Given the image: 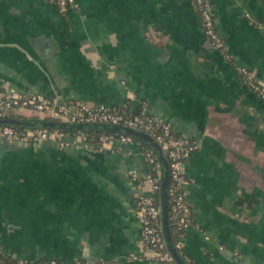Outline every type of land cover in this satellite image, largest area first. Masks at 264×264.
I'll use <instances>...</instances> for the list:
<instances>
[{"label": "crops", "instance_id": "1", "mask_svg": "<svg viewBox=\"0 0 264 264\" xmlns=\"http://www.w3.org/2000/svg\"><path fill=\"white\" fill-rule=\"evenodd\" d=\"M211 1L222 49L193 0H75L64 11L50 0H0V87L92 107L147 103L199 142L186 160L194 218L178 249L164 229V151L136 136L101 148L0 139L1 254L156 264L134 212L154 172L172 253L186 264H264V99L240 70L264 83V0Z\"/></svg>", "mask_w": 264, "mask_h": 264}, {"label": "built area", "instance_id": "2", "mask_svg": "<svg viewBox=\"0 0 264 264\" xmlns=\"http://www.w3.org/2000/svg\"><path fill=\"white\" fill-rule=\"evenodd\" d=\"M50 1L62 11L75 3V0ZM193 1H196L201 9L202 26L206 36L214 47L224 48V39L215 24V10L212 1ZM240 70L245 73L248 85L264 99V83L255 80L248 69L241 68ZM19 107L51 112L46 118L59 121L119 123L150 133L159 142L169 161V217L175 228V245L178 249H183L187 228L192 224L194 218L193 209L186 196L185 185L188 181L186 160L191 152L199 146L198 140L183 133H176L168 119L150 112L147 103H142L139 111H134L135 108L128 105L124 107L104 105L92 107L82 101L66 103L41 92L27 94L19 92L14 87H0V115H9V109ZM0 139L17 142L53 139L62 146L71 142H80L84 146L91 145L101 148L114 142H130L134 137L125 132H105L99 136L98 141L94 142L84 129L67 132L59 128L30 126L21 128L10 124H0ZM145 155L151 164L156 163L157 159L152 149L146 148ZM130 172L133 179L139 177L138 169L133 168ZM146 180L151 184L150 192H141L137 196L134 206L135 215L141 223L145 250L149 253V258L156 264H179L167 244L161 224V209L156 199L160 177L153 172L146 176ZM0 264H27V261L7 262L0 253ZM33 264L65 263L59 259L51 258Z\"/></svg>", "mask_w": 264, "mask_h": 264}, {"label": "water", "instance_id": "3", "mask_svg": "<svg viewBox=\"0 0 264 264\" xmlns=\"http://www.w3.org/2000/svg\"><path fill=\"white\" fill-rule=\"evenodd\" d=\"M0 124H10L15 126H30V127H51V128H59V129H73V130H79V129H85L87 127L95 128V129H103L105 131H112V132H120L124 131L128 134L134 135L150 145L156 147L159 151L163 152L160 144L158 141L155 140V138L148 133L145 130L138 129L132 126L119 124V123H109V122H68V121H58L51 118L46 117H19L15 115H0ZM168 172H169V162H168ZM169 180V174L166 176V179L163 182V192L162 197L166 199L167 197V190L166 186L168 184ZM162 213H163V220L165 223V231L168 236V241H170L169 238V206L167 204V201L162 204ZM176 259L180 264H186L183 259L178 255V253L174 250L173 251ZM74 264H120L118 262L115 263H109V262H101V263H74Z\"/></svg>", "mask_w": 264, "mask_h": 264}, {"label": "trees", "instance_id": "4", "mask_svg": "<svg viewBox=\"0 0 264 264\" xmlns=\"http://www.w3.org/2000/svg\"><path fill=\"white\" fill-rule=\"evenodd\" d=\"M194 3H195V5L197 6V9H198V11H199V13H200V20H201V24H202V15H201V9H200V7H199V4L196 2V1H194ZM242 76H243V78H245L246 79V75H245V73H243L242 72ZM140 107H141V105L140 106H137L135 109H134V111H139L140 110ZM19 117H22L23 115H21V114H17ZM56 120V119H55ZM59 121V120H58ZM19 127H21V128H23V127H25V125L24 126H19ZM51 128V127H50ZM54 128V127H53ZM64 130V129H63ZM84 130H86L87 131V133H88V135H89V138L92 140V141H94V142H96V141H98V138H99V136L102 134V133H105V132H112V131H105V130H103V129H95V128H90V127H87V128H85ZM65 131H67V132H74V131H76V130H73V129H66ZM121 132H124V131H120V132H115V133H121ZM126 133V132H125ZM131 135V134H130ZM133 137H135L134 135H132ZM158 193V192H157ZM157 193H156V199H157ZM170 227H171V231H172V233H173V235L175 236V228H174V226L171 224V222H170ZM2 255V258L5 260V261H7V262H17L18 261V259H15V258H12V257H8V256H6V255H3V254H1ZM39 261H41V260H35V261H27V264H33V263H35V262H39Z\"/></svg>", "mask_w": 264, "mask_h": 264}, {"label": "rangeland", "instance_id": "5", "mask_svg": "<svg viewBox=\"0 0 264 264\" xmlns=\"http://www.w3.org/2000/svg\"><path fill=\"white\" fill-rule=\"evenodd\" d=\"M8 114L9 115L21 114V115H23L22 117H25V116L26 117H32V116L33 117H47V115H50L51 112L39 111V110H36L34 108H30V107H19V108L9 109ZM149 186L151 188V184Z\"/></svg>", "mask_w": 264, "mask_h": 264}]
</instances>
